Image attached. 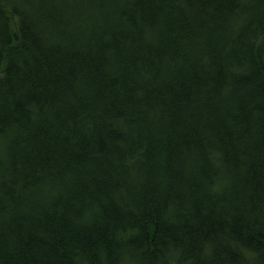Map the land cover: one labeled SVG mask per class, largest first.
<instances>
[{"label":"trees","instance_id":"obj_1","mask_svg":"<svg viewBox=\"0 0 264 264\" xmlns=\"http://www.w3.org/2000/svg\"><path fill=\"white\" fill-rule=\"evenodd\" d=\"M0 264H264V0H0Z\"/></svg>","mask_w":264,"mask_h":264}]
</instances>
